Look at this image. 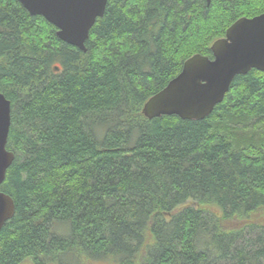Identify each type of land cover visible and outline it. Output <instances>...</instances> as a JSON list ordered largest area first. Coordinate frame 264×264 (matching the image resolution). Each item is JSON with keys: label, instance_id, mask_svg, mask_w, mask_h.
<instances>
[{"label": "trees", "instance_id": "1", "mask_svg": "<svg viewBox=\"0 0 264 264\" xmlns=\"http://www.w3.org/2000/svg\"><path fill=\"white\" fill-rule=\"evenodd\" d=\"M262 13L264 0H108L83 51L0 0L15 154L0 264H264V71L237 75L204 119L143 113L189 57Z\"/></svg>", "mask_w": 264, "mask_h": 264}, {"label": "water", "instance_id": "2", "mask_svg": "<svg viewBox=\"0 0 264 264\" xmlns=\"http://www.w3.org/2000/svg\"><path fill=\"white\" fill-rule=\"evenodd\" d=\"M31 15H41L57 27L63 41L86 51L85 42L108 0H18ZM209 5L212 0H206ZM213 57H189L181 72L143 106L150 119L178 115L204 119L229 91L234 78L256 68L264 71V13L241 17L211 46ZM11 102L0 91V186L15 154L7 149L12 121ZM15 214L14 199L0 190V230Z\"/></svg>", "mask_w": 264, "mask_h": 264}, {"label": "rangeland", "instance_id": "3", "mask_svg": "<svg viewBox=\"0 0 264 264\" xmlns=\"http://www.w3.org/2000/svg\"><path fill=\"white\" fill-rule=\"evenodd\" d=\"M58 229L61 231V232H66L67 231V228L65 226H62V225H59L58 226ZM23 264H31L30 261H26L24 262Z\"/></svg>", "mask_w": 264, "mask_h": 264}, {"label": "bare ground", "instance_id": "4", "mask_svg": "<svg viewBox=\"0 0 264 264\" xmlns=\"http://www.w3.org/2000/svg\"><path fill=\"white\" fill-rule=\"evenodd\" d=\"M186 51V50H185Z\"/></svg>", "mask_w": 264, "mask_h": 264}]
</instances>
